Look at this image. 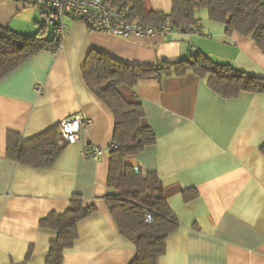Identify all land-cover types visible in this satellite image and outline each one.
<instances>
[{"label":"crops","instance_id":"1","mask_svg":"<svg viewBox=\"0 0 264 264\" xmlns=\"http://www.w3.org/2000/svg\"><path fill=\"white\" fill-rule=\"evenodd\" d=\"M112 1L132 14L131 4ZM145 7L168 13L173 0H145ZM46 9L0 0V24L23 34L47 31L53 14ZM197 17L200 32L122 37L66 16L57 51L40 52L0 80V264H46L58 232L41 219L65 212L75 195L96 209L78 223L63 264L132 262L136 246L120 234L106 201L115 116L88 87L82 66L92 49L140 66L189 60L194 52L264 77V53L251 37L228 32L206 9ZM119 91L142 104L156 134L128 162L158 175L180 223L158 264H264V93L224 97L191 71L145 77ZM78 112L88 121L53 166L9 155V134L28 140ZM92 144L103 149L100 159L83 154Z\"/></svg>","mask_w":264,"mask_h":264},{"label":"trees","instance_id":"2","mask_svg":"<svg viewBox=\"0 0 264 264\" xmlns=\"http://www.w3.org/2000/svg\"><path fill=\"white\" fill-rule=\"evenodd\" d=\"M115 1L131 4L132 17L144 26L166 23L181 31L197 26V11L206 9L211 20L225 24L228 32L237 31L251 37L264 53V0H173L168 13L148 10L145 0ZM49 10L46 9L48 16ZM60 41L54 32L47 36L43 26L30 35L0 24V80L40 52L57 51ZM173 71L180 75L191 71L207 78L209 85L224 97L237 96L243 91L264 93V77L251 75L232 64L216 62L204 54L175 63L140 66L126 64L101 50L88 52L82 66L85 82L115 116L112 143L118 147L110 151L108 185L111 192L106 201L120 234L136 246L137 253L130 264H158L169 235L180 223L167 203L158 175L144 173L128 162V158L154 144L156 134L145 123L142 104L126 100L119 87H132L142 78ZM61 139L60 124L28 140L9 134L8 153L25 165L49 168L62 152ZM95 209L94 205H85L82 196L75 195L65 212H51L41 219V226L58 232L51 241L46 264H63L64 250L78 238V223ZM148 213L152 222L147 221ZM29 257L30 253L27 259Z\"/></svg>","mask_w":264,"mask_h":264},{"label":"built area","instance_id":"3","mask_svg":"<svg viewBox=\"0 0 264 264\" xmlns=\"http://www.w3.org/2000/svg\"><path fill=\"white\" fill-rule=\"evenodd\" d=\"M30 5H38L52 10L54 16V32L61 39L65 36L66 16H72L84 21L89 28L107 32L122 37H142L162 33H171L174 30L170 25L161 23L154 26H144L137 18H132L129 9L116 5L112 0H25ZM187 31L200 32L195 26L187 28ZM195 55L193 52L192 56ZM36 89L40 91V86ZM88 121L85 113L78 112L64 118L60 122L61 145L77 142L80 138L81 128ZM117 144L112 143L109 151L116 149ZM83 154L100 159L103 149L96 144L84 148ZM147 221L152 222L151 214H147Z\"/></svg>","mask_w":264,"mask_h":264},{"label":"water","instance_id":"4","mask_svg":"<svg viewBox=\"0 0 264 264\" xmlns=\"http://www.w3.org/2000/svg\"><path fill=\"white\" fill-rule=\"evenodd\" d=\"M54 31V16L50 17L48 28H47V36L51 35ZM138 170V168H136Z\"/></svg>","mask_w":264,"mask_h":264}]
</instances>
